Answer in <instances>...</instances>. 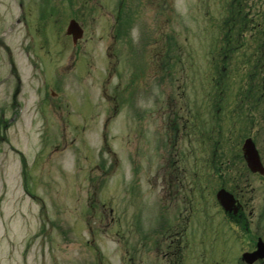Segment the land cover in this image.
Here are the masks:
<instances>
[{
    "label": "rangeland",
    "instance_id": "1",
    "mask_svg": "<svg viewBox=\"0 0 264 264\" xmlns=\"http://www.w3.org/2000/svg\"><path fill=\"white\" fill-rule=\"evenodd\" d=\"M257 114L264 0H0V264H248Z\"/></svg>",
    "mask_w": 264,
    "mask_h": 264
},
{
    "label": "flooded vegetation",
    "instance_id": "2",
    "mask_svg": "<svg viewBox=\"0 0 264 264\" xmlns=\"http://www.w3.org/2000/svg\"><path fill=\"white\" fill-rule=\"evenodd\" d=\"M252 123L254 124V121H252ZM174 124H176V123L175 122L173 123L172 119H170V124L169 125H174ZM184 125L187 126V121H184ZM206 135H207V133H206ZM254 139H255V143H256V138H254ZM215 146L217 148L214 147V150L212 148V150H213V158L214 159L217 158V155L215 153H218V146H217L216 143H215ZM214 159H213V162L215 161ZM262 161H263V164H264V158L262 159ZM218 162H219L218 163L219 165H221L223 163V162H221L220 159H219ZM248 174H250V173H246L242 169L240 170V176H242L241 178H243V176L247 177ZM218 199L220 201L221 208L223 209V208L226 207L225 209H223L225 214H227L229 217L230 216L233 217V219L236 220V222L238 223L240 218H238L236 216H239L240 213H241V210L245 209V206H244V203H243V200H242V195L237 194V196H236L235 194H233V196H230L228 194L221 193L219 195ZM189 209H190V214L192 216L193 208L190 207ZM243 226H246V223H244Z\"/></svg>",
    "mask_w": 264,
    "mask_h": 264
},
{
    "label": "water",
    "instance_id": "3",
    "mask_svg": "<svg viewBox=\"0 0 264 264\" xmlns=\"http://www.w3.org/2000/svg\"><path fill=\"white\" fill-rule=\"evenodd\" d=\"M68 33L73 34L75 40L82 35V31L79 29L75 22H71Z\"/></svg>",
    "mask_w": 264,
    "mask_h": 264
}]
</instances>
